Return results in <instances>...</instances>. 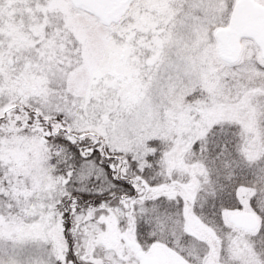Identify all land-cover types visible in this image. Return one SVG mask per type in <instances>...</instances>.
Returning <instances> with one entry per match:
<instances>
[{
    "label": "snow or ice",
    "instance_id": "obj_1",
    "mask_svg": "<svg viewBox=\"0 0 264 264\" xmlns=\"http://www.w3.org/2000/svg\"><path fill=\"white\" fill-rule=\"evenodd\" d=\"M0 264H264V0H0Z\"/></svg>",
    "mask_w": 264,
    "mask_h": 264
}]
</instances>
